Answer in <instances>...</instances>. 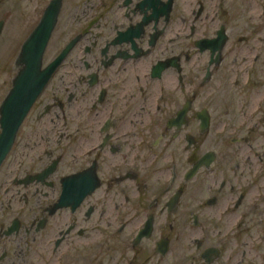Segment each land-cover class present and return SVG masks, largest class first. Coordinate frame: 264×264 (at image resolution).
Here are the masks:
<instances>
[{"label": "flooded vegetation", "instance_id": "flooded-vegetation-1", "mask_svg": "<svg viewBox=\"0 0 264 264\" xmlns=\"http://www.w3.org/2000/svg\"><path fill=\"white\" fill-rule=\"evenodd\" d=\"M35 1L0 264H264V0Z\"/></svg>", "mask_w": 264, "mask_h": 264}, {"label": "water", "instance_id": "water-1", "mask_svg": "<svg viewBox=\"0 0 264 264\" xmlns=\"http://www.w3.org/2000/svg\"><path fill=\"white\" fill-rule=\"evenodd\" d=\"M59 0H54L49 12L58 11ZM48 12L21 46L15 65L18 68L14 86L7 93L1 106L2 131L0 134V166L7 157L19 130L22 120L31 109L33 103L45 87L51 71L42 69V60L53 30V21H49ZM55 16V15H54ZM4 20H0V35ZM62 56L52 63L53 70L59 64ZM13 117H17L16 121ZM201 165H195L194 171Z\"/></svg>", "mask_w": 264, "mask_h": 264}, {"label": "rangeland", "instance_id": "rangeland-1", "mask_svg": "<svg viewBox=\"0 0 264 264\" xmlns=\"http://www.w3.org/2000/svg\"><path fill=\"white\" fill-rule=\"evenodd\" d=\"M35 4V0H0V20H4L0 35V100L10 89L16 58L30 32L28 16L30 11H34Z\"/></svg>", "mask_w": 264, "mask_h": 264}]
</instances>
